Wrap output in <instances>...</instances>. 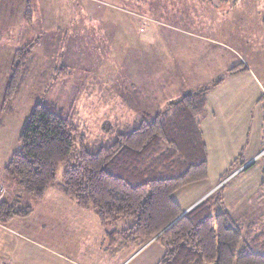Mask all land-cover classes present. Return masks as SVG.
Here are the masks:
<instances>
[{
    "label": "rangeland",
    "instance_id": "374dc122",
    "mask_svg": "<svg viewBox=\"0 0 264 264\" xmlns=\"http://www.w3.org/2000/svg\"><path fill=\"white\" fill-rule=\"evenodd\" d=\"M109 1L104 0L102 8L123 17L124 29L114 32L103 31L100 26L91 28L90 22L81 16L83 0H0V41L5 45L4 48L0 45V181L3 168L19 147L18 136L37 101L56 104L64 115L69 114L89 144L99 145L111 141L116 133L132 125L143 114L163 111L168 91L187 93L225 78L223 87L210 95L209 102L216 103L230 87L255 90V84L244 77L228 78L227 70L241 62L251 76L264 85V15H261L259 0H200L203 10L196 13L202 18L206 31H184L187 35L151 21L143 23L144 18L172 23L163 13L166 0H155L156 7L150 15L137 12L124 2ZM8 3L12 4L13 10ZM29 3L32 10L44 18L46 24L43 27L48 31V38L53 39L49 34H57L55 39L60 36V42H66L61 44L57 38L54 51L44 48L38 53L40 43L34 47L18 92L1 110L14 51L34 38L39 37L42 41L43 32L35 26L27 27L24 21V5ZM185 6L180 14L183 19ZM10 11L14 12L12 16ZM186 13L187 18L193 14L190 10ZM177 14L173 12L171 16ZM74 16L78 19L77 26L84 25L90 32L71 46L72 40L65 37H69V20ZM57 28L61 29L53 31ZM169 40H181L183 44L172 48L168 45ZM213 43L224 44L225 48ZM216 49L225 63L207 64L209 68L204 69L207 73L203 78L193 80L178 66L177 58L184 56L188 65L212 56ZM172 50H176L174 56ZM66 58L69 63L71 58L77 60L71 64L75 73L65 65L63 60ZM60 68H69V75L56 74ZM172 68L176 75H183L190 81L179 87ZM198 68L202 72L199 65ZM196 76L197 73L193 77ZM149 95L157 102H147ZM238 97L241 96L235 92L230 96L235 112L230 114L229 123L231 127L235 126V140L238 138L242 143L226 154L228 143L220 150L222 145L211 139L207 147L206 179L185 185L172 195V199L185 211L212 195L218 199L214 214L225 210L237 223L249 224L253 219L256 232H261L264 230V177L261 170L264 150L259 151V147L264 138V119L262 128L260 121L256 128L257 121L254 122L247 113L254 110L240 115L237 112L241 105ZM242 102L251 105L252 109H259L264 117V99L256 101L252 98L250 102L243 99ZM235 160L234 167H228ZM241 164L243 166L237 170ZM63 172L61 166L56 173V184L46 190L41 200L20 193L19 189L12 194L23 200L20 206H30L32 213L24 218H13L0 229V264L2 259L11 264H70V259L76 264L105 263L103 247L109 239L106 231H111L112 226L103 227L92 208H79L61 191ZM122 227L120 223L115 226ZM32 249L35 252L31 254ZM51 251L60 253L64 259Z\"/></svg>",
    "mask_w": 264,
    "mask_h": 264
},
{
    "label": "trees",
    "instance_id": "16d2710c",
    "mask_svg": "<svg viewBox=\"0 0 264 264\" xmlns=\"http://www.w3.org/2000/svg\"><path fill=\"white\" fill-rule=\"evenodd\" d=\"M33 14L26 5L27 25ZM38 43L39 37L14 51L1 110L18 92ZM241 66L228 69L227 75ZM68 70L60 68L56 74L67 76ZM223 80L167 101L163 111L143 114L99 145L89 144L56 104L37 101L3 174L20 193L41 200L63 166L59 188L79 208H92L103 227L112 226L106 231L107 244L139 248L155 239L164 248L156 264H264V230L256 232L254 222L237 223L225 210L214 214L218 199L212 195L183 216L172 199L180 188L207 177L208 149L200 123L210 91ZM262 168L264 177V157ZM3 189L0 224L32 213L30 206L19 205L22 199L9 197ZM118 223L123 227L115 228Z\"/></svg>",
    "mask_w": 264,
    "mask_h": 264
},
{
    "label": "crops",
    "instance_id": "0c3cea01",
    "mask_svg": "<svg viewBox=\"0 0 264 264\" xmlns=\"http://www.w3.org/2000/svg\"><path fill=\"white\" fill-rule=\"evenodd\" d=\"M83 1L84 2L82 5L81 16L84 17L85 21L90 22L91 28H94L96 26H100V28L103 31H114V32L119 30L120 28L124 29V26H125L124 18L119 16V14H117V13L108 12L107 10L103 9L102 5L105 6V4L103 3L104 0H83ZM109 2H112V3L124 2V3H126V5L128 7L135 9V11H137V12H145L146 15H150L151 12H153L155 10V7H156L155 0H111ZM258 3H259L261 15H264V0H259ZM0 4H1V2H0ZM8 4L10 7V10L11 9L13 10L12 4H10V3H8ZM2 5H3V3H2ZM29 5H30V3H29ZM163 5H164V12L163 13H165V15L168 16L167 18L171 19L172 23L167 22V21H166V23H162V22L157 23V21L146 19V18H144L143 23H145L146 21H151L153 23L160 24L161 26H164L166 29L179 31L181 34H184V35H187V34H185L183 32L189 31V30H191V31H194V30L206 31L205 24H204L202 18L200 16H198V14L196 13V11H198V10H203V8H202L203 4L200 2V0H188V2H186V3L179 2V0H166V3H164ZM183 5H186L184 7V19L180 15L182 12ZM25 6L26 5H24V11H25ZM0 8H1V6H0ZM188 10L193 12V14H191V16L189 18L186 17L187 16L186 12ZM119 11L122 12V10H119ZM173 12H177L178 14L171 16ZM13 14H14V12H11V16ZM133 14H135L137 16V18L140 17L139 14H136V13H133ZM24 16H25V12L23 14V17ZM57 19L60 20L59 18H57ZM77 21H78L77 16H74L72 19L69 20V24H70L69 31H68L69 37L66 36L65 39L66 40L67 39L72 40V42L70 44L71 46L75 45L76 43H79L78 42L79 37H84V35L87 34V32H90L87 29V27L84 25H81L80 27H78L76 24V23H78ZM45 24L46 23H45V20L42 17V15L40 13H38V12L36 13L34 11L32 24H29L27 27H32V26L34 27L35 26L39 30V32H43V34L41 36L42 41H40V44L37 46L38 53H41L42 50H44V48L47 49L48 51H54V48L55 47L57 48L56 39L59 38V42L61 41L60 36L56 37V39H55V35H57V34H54L53 36L49 34V36L53 37V39L48 38V36H47L48 31H45L44 27H43ZM47 24H50V22ZM12 28H14V26L11 27V30H12ZM60 29L61 28H57L53 31L60 30ZM63 42H66V41L63 40ZM63 42H60V43L62 44ZM177 44L182 45L183 42L181 40H178L175 42L174 41L172 42L171 40L168 41V45L172 48L176 47ZM213 44L216 45L217 47L225 48V47H223V46H225L224 44H220V43H213ZM0 45L2 46V48H4V46H5L4 41H2V42L0 41ZM35 51L36 50H34V52ZM56 51H58V50L56 49ZM172 51H173V56H174V53L176 54V50L175 51L172 50ZM212 51H214V50H212ZM215 51L216 52H213L212 56L205 57L207 60L201 59V60H199V62H191L188 65L185 63L186 61L183 59L184 56L182 58H177L178 66L181 68L182 72H188L190 74L189 78H192L193 80L203 78V76L207 73V72H205L204 69L208 70V68H209L207 66V64L216 63V61L219 63H225V61H222L221 55L218 53L219 50L216 49ZM63 54L64 53H62V55ZM202 58H204V57H202ZM211 58H213V59L211 60ZM68 60L69 59L66 58L63 61H64L65 65H67L70 68V70L75 73L74 66L71 64L75 63L77 60L74 61L71 58L70 63ZM241 64L243 65L242 66L243 68L239 69L237 72L233 73L232 75H227V76H229L228 78L233 79V77L234 78L239 77V76L244 77V79H246V81H252L255 84V86H256L255 90L254 89L252 90L250 87L241 88V87L233 86V87H230L231 89L225 90V92H223L220 95V97L218 98L216 103L213 100L210 103L209 102V98L211 97L210 95H213V93L216 89L219 90V89H221V87H223L222 85L226 82V80L224 78V80L221 84H219L217 87L213 88V90L210 91L208 98H207L206 110H205L204 116L201 119V123H200L204 142L206 143V146L208 147V142L211 139H214L215 143H217V144L220 143L222 145V146H220V150L222 148H224L225 143H228V145L225 146L226 147V154H227V152L233 151L236 148L237 144L242 143V141L241 142L238 141V138H236V140H235V135H236V133L234 131L235 126L231 127L230 123H229V120L232 118L230 116V114L232 112H235V109L233 108V105L230 101V96L234 92L237 93L239 96H241L240 98L238 97V99L241 102V105L237 109V112H239L240 115L245 114L247 111L254 110V112H247V113L250 114V116L254 119V122L257 121L256 128H258V126H259V121L261 123V128H262V122L264 119V117L260 113L259 109H252L251 105L247 106L246 103L242 102L243 99H249V102L252 100V98H256V101H258V99H264V85L261 86V83L255 77L251 76L252 74L250 73L249 69L245 66V64L243 62H241ZM241 64H239V65L241 66ZM198 65L201 69H203L202 72L199 70ZM11 66H12V63H11ZM188 69H190V71H188ZM172 70H173V68H172ZM168 71H169V67L167 66L166 67V74L168 73ZM195 73H197V76L198 75L199 76L193 77L195 75ZM80 77L83 78L82 76H80ZM173 78H174V80L175 79L178 80L179 83H176V84L179 87H181L184 82L190 81L189 79H186L185 76H183V75H176L175 70H173ZM258 93H259V97H258ZM182 94H183V91H179V90L178 91H168L165 94L166 97L164 99V102L178 98ZM147 102H157V100L154 98L153 95H149V99L147 100ZM229 104H231V105L229 106ZM260 144L261 145L259 147L260 148L259 151L264 150V138ZM218 148L219 147H217V149ZM258 152L256 154H258ZM262 152H264V151H262ZM208 158H209V154H208ZM232 163H230L228 167H230ZM251 165H252V163L245 166L244 169L248 168ZM241 166H243V164H241L237 168V170ZM262 169L263 168L261 167V170ZM6 181H8L9 183H5ZM0 184L3 185V187L6 189L7 195L9 197L14 196L12 194L17 193L18 187L16 186V184L14 182L9 180L5 175L2 176ZM7 199H9V198H7ZM251 222L252 223L254 222L253 219L251 220ZM257 222H259V220H257ZM4 227L5 226L3 224H0V229H2ZM254 230H255V228H254ZM115 245L116 246H109L108 244L104 245L103 251L106 255V259H104L105 260L104 264H156L164 255V248L155 239L150 240L149 242H147L146 244H144L143 246H141L139 248L123 247V246L119 247V245H117V244H115ZM34 252H35V250L32 249L31 254ZM51 252L54 255L60 256L64 259V257L60 253H57L55 251H51ZM4 260L5 259H2V261H3L2 264H11L7 260H5V263H4ZM69 262H70V264L71 263L76 264L71 259L69 260Z\"/></svg>",
    "mask_w": 264,
    "mask_h": 264
},
{
    "label": "built area",
    "instance_id": "2783aa9c",
    "mask_svg": "<svg viewBox=\"0 0 264 264\" xmlns=\"http://www.w3.org/2000/svg\"><path fill=\"white\" fill-rule=\"evenodd\" d=\"M262 155L264 156V152L262 153ZM4 194V189L3 187L0 185V198L3 196Z\"/></svg>",
    "mask_w": 264,
    "mask_h": 264
},
{
    "label": "water",
    "instance_id": "95a60500",
    "mask_svg": "<svg viewBox=\"0 0 264 264\" xmlns=\"http://www.w3.org/2000/svg\"><path fill=\"white\" fill-rule=\"evenodd\" d=\"M196 205V204H195ZM194 205V206H195ZM194 206H192L191 208H189L188 210H186V211H184L182 214H181V216H183L184 214H186L190 209H192ZM217 264V263H216Z\"/></svg>",
    "mask_w": 264,
    "mask_h": 264
}]
</instances>
